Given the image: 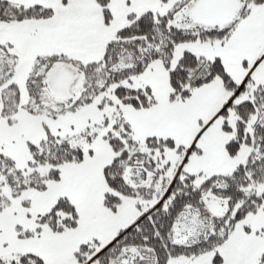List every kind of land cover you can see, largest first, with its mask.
<instances>
[{"label": "snow or ice", "instance_id": "6c2138e0", "mask_svg": "<svg viewBox=\"0 0 264 264\" xmlns=\"http://www.w3.org/2000/svg\"><path fill=\"white\" fill-rule=\"evenodd\" d=\"M0 264H264V0H0Z\"/></svg>", "mask_w": 264, "mask_h": 264}]
</instances>
